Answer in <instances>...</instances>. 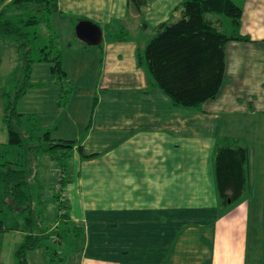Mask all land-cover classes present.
<instances>
[{
    "label": "crops",
    "instance_id": "0c3cea01",
    "mask_svg": "<svg viewBox=\"0 0 264 264\" xmlns=\"http://www.w3.org/2000/svg\"><path fill=\"white\" fill-rule=\"evenodd\" d=\"M182 1L148 0L139 12L129 0H56L49 22L37 26L62 50L64 76L51 60L36 59L16 107L52 139L74 144L65 157L68 217L58 248L28 250L29 264H248L251 218L264 216V0H234L242 7L237 28L209 13L226 33L248 39L226 42L224 82L199 108L174 104L138 61L158 27L179 17ZM82 19L101 27L100 43L76 35ZM19 66L8 72L3 99ZM4 115L5 99L8 141L0 145L9 142ZM222 145L248 149V184L234 203L220 202L216 184ZM47 155L38 179L49 226L59 164ZM3 198L4 191L0 205ZM8 211L20 221L0 218V257L16 264L27 232L24 216Z\"/></svg>",
    "mask_w": 264,
    "mask_h": 264
},
{
    "label": "trees",
    "instance_id": "16d2710c",
    "mask_svg": "<svg viewBox=\"0 0 264 264\" xmlns=\"http://www.w3.org/2000/svg\"><path fill=\"white\" fill-rule=\"evenodd\" d=\"M5 1L0 0V37L5 42L16 44L21 64L10 74L8 88L4 92V118L9 142L0 145V182L4 183L1 206L24 216V229L27 233L18 245L15 256L16 264H29L27 251L46 246L49 240L56 242L61 238L62 230L60 223L56 229L49 230L50 225L44 226L43 220L39 219L43 216L45 202L42 199V185L33 187V181L39 180L36 177L38 161L43 155L49 154L56 157L58 164L63 163L74 140L52 139L48 129L38 127L32 122L31 115L19 112L16 107L18 99L30 85L31 67L36 59L51 60L54 63L53 71L59 78L64 76L60 65L62 50L56 49L52 42L49 45H38L37 42L40 35L37 26L56 11V0H12L9 4H5ZM129 2L141 12L148 0ZM177 9L179 17L158 27L145 49L138 52V61L155 85L174 104L199 108L205 100L217 95L224 82L226 42L229 39H248L237 30L231 34L226 33L208 14L227 16L237 28L242 7L234 0H183ZM35 49L39 53L33 55ZM28 121L32 124H28ZM25 123L32 125L38 133L37 144L33 145L27 140L30 136ZM25 145L26 159H22L19 156L22 155L21 151L16 150ZM248 162L249 154L245 145H222L217 149L216 184L220 197L226 203L241 199L248 184ZM54 199L58 208L57 192L54 193ZM26 213H29L28 216ZM56 215L57 219L59 216ZM46 247L48 249V245ZM56 254L57 249L50 254L52 260Z\"/></svg>",
    "mask_w": 264,
    "mask_h": 264
},
{
    "label": "rangeland",
    "instance_id": "374dc122",
    "mask_svg": "<svg viewBox=\"0 0 264 264\" xmlns=\"http://www.w3.org/2000/svg\"><path fill=\"white\" fill-rule=\"evenodd\" d=\"M208 16H213L212 14H208ZM46 22H49L46 21ZM46 27V25H45ZM49 28L48 26L46 27V29ZM40 32V31H39ZM47 31H44L42 34H40L37 37V42L41 41L42 39L45 38V40L47 41V45H49L51 43V41L49 40L48 36H45V33ZM229 32V30L227 31ZM65 42V39L63 40ZM11 42H5L4 40L1 39L0 37V142H7L8 141V133L3 121V106H4V99L2 97V91L5 89V82H6V78L8 75V72L10 71V69H12V67H14L17 63L21 64V58L20 55L18 53V55H16V44ZM49 48V47H48ZM47 48V49H48ZM37 52L39 53L38 49L34 50L33 55H36ZM28 124H32L30 121H28ZM28 128V134L30 136V138H28L27 140H29V143H32L33 145L38 143V133L35 132L34 128L32 125H27L25 123V125ZM27 134V136H28ZM27 146L25 145L23 148H19L16 151L22 153V159H26V149ZM17 153V152H16ZM48 156V155H47ZM49 157V156H48ZM46 160H44V159ZM41 163L43 162V160L46 162H50L48 160V158L42 156L41 158ZM67 159V158H66ZM39 162V161H38ZM50 164H54V161L51 162ZM40 165V164H39ZM65 160L63 163L59 164V169H58V173H57V178L61 177L62 178V183H61V188L55 191L58 193L59 197V203H58V208L56 209V213L60 214L61 210H65V213H67V200L65 197V191H66V178H67V174H66V169H65ZM41 166V165H40ZM40 170V169H39ZM38 171V169H37ZM51 171H47V173H50ZM55 173V171H53ZM39 171L37 172V178H39ZM53 173V174H54ZM47 177V176H46ZM51 177V176H50ZM47 177L46 178V182L47 183H51L52 178ZM36 179V178H35ZM43 180H45V178H43L41 181L42 183L44 182ZM37 181V180H36ZM53 182V181H52ZM38 184H41L40 180L37 181V183L35 182V185L37 186ZM46 187L48 184H45ZM45 187V188H46ZM3 191H4V186H1L0 184V197L3 195ZM219 192V191H218ZM45 193L47 194V190H45ZM220 202H222V204H226L225 201H223V199L220 197ZM40 206V205H38ZM46 207V206H45ZM51 207V206H50ZM51 208H49L50 210ZM17 212V211H16ZM18 213V212H17ZM14 213L8 210H2V206L0 205V218L5 221V224L8 225H19V221L20 219H18ZM29 213H26V216H28ZM45 214L43 213V216ZM41 215V217L39 218L40 220H43L44 226L48 225V220L43 217ZM67 217L68 215L64 216L61 215L59 219L60 223L66 224L65 222L67 221ZM264 217V216H263ZM261 216H255L253 215L251 218V222H250V239L248 240L249 242V248H248V264H263V258H264V218ZM56 214L55 217L53 218V220L50 221V226L49 228H52L53 224L56 222ZM66 225H60V228H64ZM50 230V229H49ZM61 239V238H60ZM60 239H57V241L59 242ZM48 245L51 249L53 248H58V244L56 242H53L51 240H49ZM65 244H62V248H64ZM0 264H7V261L4 260L2 261V258L0 257Z\"/></svg>",
    "mask_w": 264,
    "mask_h": 264
},
{
    "label": "water",
    "instance_id": "95a60500",
    "mask_svg": "<svg viewBox=\"0 0 264 264\" xmlns=\"http://www.w3.org/2000/svg\"><path fill=\"white\" fill-rule=\"evenodd\" d=\"M76 35L88 44H98L102 41L101 27L86 19L79 20L75 26Z\"/></svg>",
    "mask_w": 264,
    "mask_h": 264
},
{
    "label": "built area",
    "instance_id": "2783aa9c",
    "mask_svg": "<svg viewBox=\"0 0 264 264\" xmlns=\"http://www.w3.org/2000/svg\"><path fill=\"white\" fill-rule=\"evenodd\" d=\"M57 180H58V182H57V189L59 190L61 187V183H62V178L61 177H58L57 178ZM60 197V196H59ZM59 200V199H58ZM64 213H65V210L63 211V210H61L60 211V214H58V216L60 217L61 215H64ZM58 217V218H59ZM57 218V220H56V222L53 224V226H52V228H50V229H56L57 228V226L59 225V223H60V221H59V219ZM55 238V237H54Z\"/></svg>",
    "mask_w": 264,
    "mask_h": 264
}]
</instances>
